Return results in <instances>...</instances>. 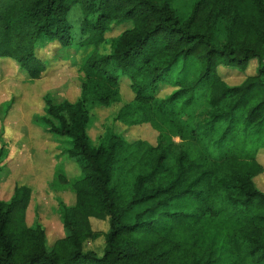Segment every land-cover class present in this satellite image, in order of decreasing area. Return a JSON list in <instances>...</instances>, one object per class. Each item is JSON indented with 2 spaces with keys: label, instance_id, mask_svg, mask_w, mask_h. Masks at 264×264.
I'll return each instance as SVG.
<instances>
[{
  "label": "trees",
  "instance_id": "16d2710c",
  "mask_svg": "<svg viewBox=\"0 0 264 264\" xmlns=\"http://www.w3.org/2000/svg\"><path fill=\"white\" fill-rule=\"evenodd\" d=\"M59 60L75 64L78 96L45 93L32 122L68 139L79 174L54 172L52 186L74 202L57 199L63 237L48 244L26 222L32 189L15 185L0 198V264H264V0H194L187 13L175 0H0V63L36 82ZM252 67L239 84L220 75ZM113 108L94 141L96 111ZM142 125L154 144L125 136ZM9 154L0 135V169ZM99 238L101 254L86 248Z\"/></svg>",
  "mask_w": 264,
  "mask_h": 264
},
{
  "label": "rangeland",
  "instance_id": "374dc122",
  "mask_svg": "<svg viewBox=\"0 0 264 264\" xmlns=\"http://www.w3.org/2000/svg\"><path fill=\"white\" fill-rule=\"evenodd\" d=\"M193 1L175 0V5L180 13H187ZM118 32L119 30L115 29L109 36H115ZM69 49H74V46L56 50V58H66ZM249 74H253V67L243 74L228 70L220 71L222 78L230 85L239 84ZM77 78L75 64L65 60L53 63L48 73L36 82L27 81L14 63L8 61L0 63V103L13 100L10 110L7 111L6 107H3V111L0 112V135L10 152L4 168L0 169V180L4 177L0 181V198L8 199L15 185L29 186L32 189V199L26 210V222L31 225L34 220L39 221L45 228L48 244L63 237L62 226L56 212L57 199L67 205L74 202L67 184L58 185L59 189L52 186L53 173L63 169L67 178L72 179L78 176L79 171L75 163L61 154L64 149L69 148V144L66 143L68 139L54 138L45 133L33 124L32 118L35 114L42 113V97L45 93L52 94L56 101L67 99L73 102L78 96ZM121 92L123 102L131 99L132 94L125 84H122ZM168 92L169 88L161 95ZM113 110L114 108L96 111L89 133L94 141L102 133L103 124L107 123L104 118L110 117ZM124 134L129 140L141 139L151 144H154L156 137L146 125L128 128ZM257 159L264 167V151L258 153ZM255 183L258 188L264 190V173L255 179ZM90 222L95 231L106 232L108 229L105 221L90 219ZM103 245L104 239L99 238L87 244L86 248L101 254Z\"/></svg>",
  "mask_w": 264,
  "mask_h": 264
}]
</instances>
